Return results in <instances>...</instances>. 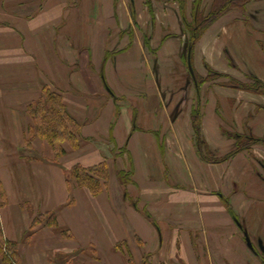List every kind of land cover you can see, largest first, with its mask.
<instances>
[{"label": "crops", "instance_id": "1", "mask_svg": "<svg viewBox=\"0 0 264 264\" xmlns=\"http://www.w3.org/2000/svg\"><path fill=\"white\" fill-rule=\"evenodd\" d=\"M1 1L0 22L11 21L14 34L5 53L0 37V59L14 54L18 62L3 71L0 60V181L8 195L0 217L22 264L67 249L40 234L51 230L40 220L69 197L66 172L78 163L109 166L100 195L74 186L77 199L90 206L91 230L106 236L98 249L109 251L115 226L137 229L131 221L137 214L111 169L119 149L122 164L134 159L140 202L156 221L143 215L139 229L161 230L158 250L181 251L173 264H264V146L205 161L191 118L198 96L202 135L225 157L237 140L224 128L264 138V94L227 86V78L197 86L186 65L191 35L181 0ZM183 1L192 22L196 0ZM213 3L202 1L205 15ZM193 63L201 77L209 66L243 82H264V0H249L245 11L233 9L212 23L195 45ZM4 73L16 77L3 83ZM44 85L62 94L81 126L79 146L67 143L58 160L46 139L29 135L28 107Z\"/></svg>", "mask_w": 264, "mask_h": 264}, {"label": "rangeland", "instance_id": "2", "mask_svg": "<svg viewBox=\"0 0 264 264\" xmlns=\"http://www.w3.org/2000/svg\"><path fill=\"white\" fill-rule=\"evenodd\" d=\"M19 1H24V3L40 2V0H19ZM1 2L3 5H5V3L14 4L17 3L18 0H6V1L3 0ZM9 22L11 23V21L8 20H3L2 23L0 22V37L4 38V42H6L4 45L7 44V46H4L2 48L4 53L10 51L9 50L10 48L8 46L10 45V40L12 39L11 34H14V27H12L13 25H11ZM12 57L14 58V54ZM13 58L10 59V56L7 55L4 56V58L0 59L4 66L3 71L4 69L7 68L9 69L12 65L14 66V62L16 61L18 62V60H14ZM186 65H188V61ZM208 70H209V66H208ZM209 74L210 73L208 72L206 77H202L205 80H202L199 86L203 85L207 81H211L214 79V77L209 76ZM15 77L16 76L14 75L11 76L4 73L2 76L3 83L8 82L11 78L14 80ZM193 79L194 82L197 84L195 77H193ZM224 79L226 78H223V80ZM227 81L228 78L227 80H224L225 83ZM245 83H250V81ZM194 110L197 113L198 111H200L201 113L198 103V96ZM192 127H193V122H192ZM201 130H202V125H201ZM193 131L195 134L194 127H193ZM224 131L230 134L236 133L228 130L227 128H224ZM195 140H196V134H195ZM240 143L246 144L247 141H240ZM237 147H238V142H237ZM119 150L120 153H116V154L114 153V156L112 155L110 157L111 169L114 175L117 174V177L120 183L122 184L121 188L124 198L134 208L133 210L137 214L136 216H134V218L131 219V221L137 224V229L131 230L129 229V226H125L124 228H117L115 226L113 230H110L109 236L107 238V245L109 247V251L102 252L101 249H98L97 245L99 244L102 246L101 242L106 240V236L101 235V233L98 234L97 230H91L92 228L91 219L93 217H91V214L89 213L90 206L86 200L79 201L77 199V196L74 193V188H75L74 186L76 184L72 182L73 186L67 187L69 193V197L67 198V200L64 203L55 207L54 210L50 212V215L54 214L56 216L58 224H50L51 230H49V232H47L46 230L45 231L37 230V231H41L40 234L45 235V239H49L50 242H52V240L58 239L61 242V244H65L67 246V249L60 250L59 252H56L53 249H51L50 251L49 250L45 251L44 253H47V259L40 262V264L42 263L66 264L67 262H68L67 264H173L175 262L173 258L178 259L179 257L182 256L180 250L170 251L169 249L168 250L164 249L163 251H159L161 248V242L164 241V234H162L161 230L139 229L140 227H142L141 216L143 215L146 218H149V220L154 225L156 224V221L154 220L153 216H151V214L149 213V210L145 209V207H142V204L140 202V196L142 194L143 187L135 179L136 170L134 166V159L132 158V156H129L128 158L129 163L123 162L122 164L121 160L124 161V157L122 153L125 150L124 149H119ZM116 158H119L121 160ZM123 167H127V170L123 169ZM69 176L70 173L66 172L67 185L69 183L68 182ZM137 179H139V177H137ZM156 179L158 178L156 177ZM167 180H169V170L166 171V181ZM108 184H109V180L107 184L104 186V189L108 186ZM136 189L139 190L138 193ZM49 217L50 216L42 217L40 222H42L45 219L46 221L45 223L47 224L48 222L47 220L49 219ZM53 218L54 217H51V223L54 222ZM176 236H179V234L175 235V237ZM155 248L157 249V251L154 255ZM161 252L162 254H160L158 257L157 255Z\"/></svg>", "mask_w": 264, "mask_h": 264}, {"label": "trees", "instance_id": "3", "mask_svg": "<svg viewBox=\"0 0 264 264\" xmlns=\"http://www.w3.org/2000/svg\"><path fill=\"white\" fill-rule=\"evenodd\" d=\"M202 1L194 2V21L189 22L185 12L183 11L184 1L182 4V15L186 27L190 31L189 56L193 64V54L195 45L201 38L205 30L214 23L220 16L233 9L246 10V4L249 0H214L212 10L208 15H205L202 10ZM194 67V66H193ZM209 76L216 78H228L225 85L239 88L251 92L264 94V82L259 79H254L253 82L245 83L236 78L226 76L220 72H216L209 67ZM194 76L198 86L203 79L194 68ZM208 78V77H207ZM28 111L34 120V124L29 128L30 138L40 136L46 139L54 152V160L66 154V144L77 148L80 141V124L70 115L64 103L62 94L52 90L48 85H44L40 99L28 107ZM192 122L196 134V143L198 154L208 162L217 163L229 159L233 154L250 149L254 144H263L264 138L257 136H244L238 133H231L238 142V147L233 153L225 157H217L209 148L208 143L202 135L201 130V113L194 110L192 112ZM240 141H247L246 144H241ZM110 177L108 164L106 161L93 166H83L76 164L70 169L68 178V187L73 186L72 182L78 186L87 187L93 195H100L104 186L107 184ZM71 180V181H70ZM8 203V195L3 183L0 181V209ZM47 220L50 224H58L54 214H49ZM51 217H54V222L51 223ZM0 264H22V258L18 243L9 240L5 237L2 221L0 217Z\"/></svg>", "mask_w": 264, "mask_h": 264}, {"label": "water", "instance_id": "4", "mask_svg": "<svg viewBox=\"0 0 264 264\" xmlns=\"http://www.w3.org/2000/svg\"><path fill=\"white\" fill-rule=\"evenodd\" d=\"M188 66H189V69H190L192 75L194 76V69H193V65H192L190 57H189V60H188ZM262 251L264 252V247H262Z\"/></svg>", "mask_w": 264, "mask_h": 264}]
</instances>
